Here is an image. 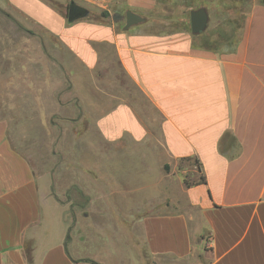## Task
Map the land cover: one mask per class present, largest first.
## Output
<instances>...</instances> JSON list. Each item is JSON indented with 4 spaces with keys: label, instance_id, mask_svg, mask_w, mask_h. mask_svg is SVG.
Masks as SVG:
<instances>
[{
    "label": "crops",
    "instance_id": "crops-1",
    "mask_svg": "<svg viewBox=\"0 0 264 264\" xmlns=\"http://www.w3.org/2000/svg\"><path fill=\"white\" fill-rule=\"evenodd\" d=\"M97 1L98 17L69 22L51 0H0L65 55L99 138L91 200L74 216L0 120V264H264V0H251L234 44L219 48L205 45L214 24L191 30L204 0ZM171 2L180 12L160 18ZM128 10L144 20L125 28ZM158 117L160 140L149 142ZM181 160L196 168L189 185ZM96 204L110 213L95 215Z\"/></svg>",
    "mask_w": 264,
    "mask_h": 264
},
{
    "label": "rangeland",
    "instance_id": "rangeland-1",
    "mask_svg": "<svg viewBox=\"0 0 264 264\" xmlns=\"http://www.w3.org/2000/svg\"><path fill=\"white\" fill-rule=\"evenodd\" d=\"M51 1L61 6L66 15L69 3L75 1L89 9L88 17H98L91 6L94 0H80L81 3L76 0ZM204 3L209 13V25L205 31L211 29V23L217 29L210 32L211 40L207 44L232 46L250 3L245 0H204ZM103 4L99 6L101 15L108 13L107 3ZM179 8L172 2L166 3L163 15L158 16L170 18L180 12ZM185 21H189L188 14ZM19 25L23 29L5 14H0V120L7 127V136L15 148L31 161L37 171L51 175L53 193L61 203L71 208L75 216L76 212L86 210L91 200L87 193L91 191L92 184L90 161L96 153L94 144L99 141L90 116L93 105L89 101L84 107L75 87L70 88V73L63 61L65 55L60 53L53 39L42 37L21 23ZM107 87L123 96L130 97L133 93L132 97H135L134 90L129 92L127 88L115 85ZM84 89L87 91V87ZM87 94L93 98L90 92ZM136 103L143 116L149 117L151 111L144 101L137 99ZM150 126L156 133L148 141L160 140L159 117ZM129 168L135 179L138 163ZM176 172L181 179L191 183L196 168L191 162L181 160ZM100 198L95 197V203L101 202ZM96 205L99 210L95 215L110 213L106 204ZM100 234L102 237L106 235L104 232ZM99 251L102 252L101 249Z\"/></svg>",
    "mask_w": 264,
    "mask_h": 264
},
{
    "label": "water",
    "instance_id": "water-1",
    "mask_svg": "<svg viewBox=\"0 0 264 264\" xmlns=\"http://www.w3.org/2000/svg\"><path fill=\"white\" fill-rule=\"evenodd\" d=\"M90 11L86 7L79 5L75 1H71L68 7V21L87 17ZM144 20V17L128 10L126 12V24L125 28H129L135 23H139ZM190 25L193 33L198 34L207 29L209 25V13L205 7H200L191 11L190 13Z\"/></svg>",
    "mask_w": 264,
    "mask_h": 264
},
{
    "label": "trees",
    "instance_id": "trees-1",
    "mask_svg": "<svg viewBox=\"0 0 264 264\" xmlns=\"http://www.w3.org/2000/svg\"><path fill=\"white\" fill-rule=\"evenodd\" d=\"M245 1L249 2L250 4H251V2H252L251 0H245ZM0 14H5V15H6L8 18H10L14 23H16V25H17L19 28L23 29L15 19H13L8 13H6L5 11H3L1 8H0ZM103 14H104V15H108V13H103ZM24 30H25V29H24ZM210 40H211V39H210ZM210 40H205V45H207V46H211V47H215V48H219V46L217 47V46H213V45L207 44V41H210ZM195 162H196V164H197V166H198L199 171L201 172V171H202V165H201V163L199 162L198 159H196ZM205 181H206V178H205V176L202 174L201 177H200V179L198 180V182H205ZM185 183H186L187 185L191 184V183H188L187 181H185ZM27 254H28V257L30 258V257H31V256H30V249H28Z\"/></svg>",
    "mask_w": 264,
    "mask_h": 264
}]
</instances>
